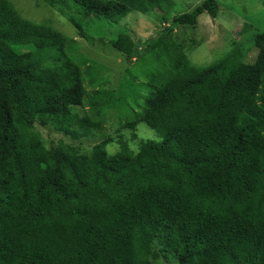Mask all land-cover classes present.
<instances>
[{"label":"trees","instance_id":"obj_1","mask_svg":"<svg viewBox=\"0 0 264 264\" xmlns=\"http://www.w3.org/2000/svg\"><path fill=\"white\" fill-rule=\"evenodd\" d=\"M39 1L84 39L91 16L110 25L159 11L166 20L171 3ZM218 11V0H203L154 37L103 38L127 65L149 52L170 60L139 85L144 95L130 96L141 97L140 111L115 118L117 131L135 139L142 122L160 141L134 151L119 139L108 155L109 137L47 146L36 125L85 139L137 89L120 81L117 95L108 91L77 57L75 37L0 0V264H264V31L254 32L252 62L242 45L208 66L190 63L173 36Z\"/></svg>","mask_w":264,"mask_h":264},{"label":"rangeland","instance_id":"obj_2","mask_svg":"<svg viewBox=\"0 0 264 264\" xmlns=\"http://www.w3.org/2000/svg\"><path fill=\"white\" fill-rule=\"evenodd\" d=\"M11 1L25 18L37 23L50 20L49 24L64 35L69 38L75 37L80 45L78 50L75 46L74 51L77 53V57L86 64L84 68L89 64L95 68L100 67L98 73L93 67L89 76L100 82L102 87L108 91H114L117 95L118 84L120 81H125L126 86L131 84L137 89L135 93H123L126 96L125 110L118 109L115 116L113 109H110L108 112L110 114L106 113L103 129L95 133H88L85 139L72 138L52 127L36 125L47 146L62 141L66 144L72 143L80 147H89L103 138L109 137L111 141L106 145L105 150L108 155H113L120 148L119 139L126 141L130 149L134 151L137 150L140 140L160 141L157 132L142 122L138 123L136 127L137 137L135 139L129 129L117 131L119 125L115 118L122 122L132 119V109L136 108L134 100L139 102L141 97L138 99L130 98V96L144 95L148 89L139 88V85L156 70L165 71L169 66V58L165 55L156 56L149 52L143 53L137 62L127 65L124 62L121 63L120 55L102 40L106 37L110 38L114 33L122 30L131 33L134 40L143 41L146 37H154L167 26L168 20L174 15L191 11L203 0H170L168 14L165 16L166 20L163 19L162 13L159 11L147 14L129 11L120 22L110 25L103 17L91 16L87 22L81 24L88 39L80 38L76 34L77 30L57 10L49 8L39 0ZM218 5V16L215 19H212L207 13H202L198 17L195 28L177 26L173 35L175 40L184 44V54L190 63L196 66L211 65L228 53L232 54L237 51L242 45L247 48L244 61L252 62L257 53L256 48L252 46L254 32L264 31V0H218ZM176 41L175 43H177ZM77 57L75 56L76 59H78ZM84 80L87 89L91 90V84L88 83L90 79L85 74ZM116 100H119V97ZM136 110L140 111L137 108Z\"/></svg>","mask_w":264,"mask_h":264}]
</instances>
